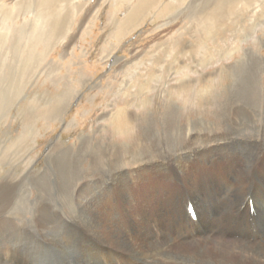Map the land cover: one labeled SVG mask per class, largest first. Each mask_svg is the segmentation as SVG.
<instances>
[{
    "label": "rangeland",
    "instance_id": "374dc122",
    "mask_svg": "<svg viewBox=\"0 0 264 264\" xmlns=\"http://www.w3.org/2000/svg\"><path fill=\"white\" fill-rule=\"evenodd\" d=\"M18 1L4 0L3 8L15 13ZM261 1L252 10L233 0L225 17L198 25L194 12L209 8L207 0H159L138 28L120 36L115 29L130 0H75L58 10L63 37L45 40L40 35L32 45L31 33L28 40L19 38L18 31L21 49L12 57L14 69L4 68L2 75L3 91L16 89L19 95L0 118V259L10 264H102L98 245L104 241L96 231L105 240L102 248L111 250V217L100 214L97 229L93 208L107 209L124 225L123 193L128 191L137 229L144 227L138 213L152 224H158L157 214L169 218L168 202L183 186L181 178L177 182L170 173L163 175L158 163L167 162L178 140L187 141L175 135L177 128L187 127V134L212 126L219 130L223 113L239 110L248 112L250 123L236 138L261 142ZM30 19L2 22L0 33H12ZM20 69L28 72L21 82L14 72ZM54 104L58 112L46 110ZM116 113L120 115L114 117ZM126 148L133 152L122 155ZM120 171L126 182L113 174ZM195 250L161 257L188 264Z\"/></svg>",
    "mask_w": 264,
    "mask_h": 264
},
{
    "label": "bare ground",
    "instance_id": "6f19581e",
    "mask_svg": "<svg viewBox=\"0 0 264 264\" xmlns=\"http://www.w3.org/2000/svg\"><path fill=\"white\" fill-rule=\"evenodd\" d=\"M3 1L0 0V23L7 24L25 16H32V19L24 22L21 28H14L12 33L8 29L4 34L0 33V118L8 114L19 95L16 89L10 93L2 89V83L5 81L2 78L3 69L7 68L11 71L14 69L10 63L13 62V55L21 49L19 38L25 36L29 40L28 36L31 33L30 41L34 45L33 39L40 35L45 40L63 37L66 32H61L64 23L62 24L58 10L62 4L75 0H20L14 4L15 13L12 9H4ZM207 1L210 3L209 8L206 6L194 12L193 20L198 25L203 24L204 21L206 23V20L213 22L217 17L222 19L230 12L228 4L233 2V0ZM132 2L133 0H130L127 4L126 16L115 29L120 36L138 28L142 18L149 9L159 3V0H138L135 4ZM237 2L245 5V9L252 10L256 8V4L262 5L261 0H237ZM118 4L115 3V6ZM18 31L21 32L19 38L16 35ZM33 32L39 33L33 36ZM35 60L34 62L39 64V61ZM14 72L20 82L28 78V72L23 69ZM13 79L14 75H11L10 81ZM50 109L58 112L59 108L54 104L46 110ZM119 115L116 113L114 117ZM247 123H250L248 112L237 110L231 115L223 113V125L219 130L216 126L196 129L195 134H187V127L173 130L176 136L187 137V141L184 143L178 140L177 149L167 156V162L158 163V170L163 175L170 173L168 176H172L177 182H180L181 178L180 185L183 186L180 191L173 193L168 202L171 216L167 218L166 214H157L160 220L158 224H152L147 215L138 213L136 218L141 219L144 227L137 229L135 218L130 213L133 202L129 191L123 193L125 199L123 206L126 211L124 225L119 224L113 213L106 211L107 209L98 205L94 207L92 214L97 229L100 223L95 221L100 214L111 217L113 234L110 231L109 237L113 240L110 241L112 253L111 250L102 248L105 240L102 233L96 231L97 236L104 241L98 245L102 264H152L155 259L159 262L158 258L164 259L161 257L162 254L181 257L179 256L181 251L193 249L198 250H195L197 252L190 261H186L188 264H264V137L261 135V142L252 137L236 138L240 132L246 130ZM117 128L120 134L125 133L123 129ZM210 143L214 144L209 145ZM199 144L205 146L199 147ZM132 152H128V148L120 151L122 155ZM122 155L120 154L119 157ZM146 168L147 166H144L139 172L145 173ZM121 172L124 171L113 174L116 173L118 182H126L124 173L119 174ZM138 182L139 178L136 179V183ZM188 204L195 212L194 221L186 211ZM118 234L124 237L122 241H117ZM7 254L8 250H6ZM0 260L4 264H10L5 258ZM162 262V264H182L166 259Z\"/></svg>",
    "mask_w": 264,
    "mask_h": 264
}]
</instances>
